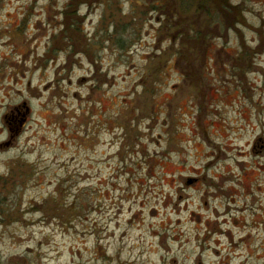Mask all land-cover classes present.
I'll return each instance as SVG.
<instances>
[{
	"label": "rangeland",
	"instance_id": "374dc122",
	"mask_svg": "<svg viewBox=\"0 0 264 264\" xmlns=\"http://www.w3.org/2000/svg\"><path fill=\"white\" fill-rule=\"evenodd\" d=\"M189 1L0 0V264H264V0Z\"/></svg>",
	"mask_w": 264,
	"mask_h": 264
},
{
	"label": "flooded vegetation",
	"instance_id": "af4514ba",
	"mask_svg": "<svg viewBox=\"0 0 264 264\" xmlns=\"http://www.w3.org/2000/svg\"><path fill=\"white\" fill-rule=\"evenodd\" d=\"M230 9L233 12L234 18H236V16H237V6L234 5V4L233 5L231 4ZM10 138H11V140H14L15 139V136L14 135H11ZM6 143H7V145H9L10 144V141H8Z\"/></svg>",
	"mask_w": 264,
	"mask_h": 264
},
{
	"label": "bare ground",
	"instance_id": "6f19581e",
	"mask_svg": "<svg viewBox=\"0 0 264 264\" xmlns=\"http://www.w3.org/2000/svg\"><path fill=\"white\" fill-rule=\"evenodd\" d=\"M199 147V146H198ZM200 148V147H199ZM200 150H201V148H200ZM230 152L232 153L233 151H232V149H230ZM254 174H256V173H254Z\"/></svg>",
	"mask_w": 264,
	"mask_h": 264
},
{
	"label": "trees",
	"instance_id": "16d2710c",
	"mask_svg": "<svg viewBox=\"0 0 264 264\" xmlns=\"http://www.w3.org/2000/svg\"><path fill=\"white\" fill-rule=\"evenodd\" d=\"M188 2H190L189 0H187ZM191 4V3H190ZM1 180V179H0Z\"/></svg>",
	"mask_w": 264,
	"mask_h": 264
}]
</instances>
